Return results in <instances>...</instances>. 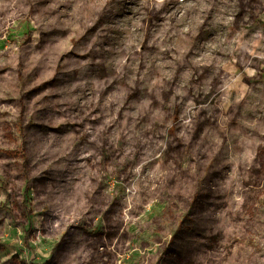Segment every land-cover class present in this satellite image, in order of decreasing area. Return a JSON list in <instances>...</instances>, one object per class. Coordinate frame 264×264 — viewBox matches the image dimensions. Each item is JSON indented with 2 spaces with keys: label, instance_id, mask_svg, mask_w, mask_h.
<instances>
[{
  "label": "rangeland",
  "instance_id": "374dc122",
  "mask_svg": "<svg viewBox=\"0 0 264 264\" xmlns=\"http://www.w3.org/2000/svg\"><path fill=\"white\" fill-rule=\"evenodd\" d=\"M0 264H264V0H0Z\"/></svg>",
  "mask_w": 264,
  "mask_h": 264
}]
</instances>
